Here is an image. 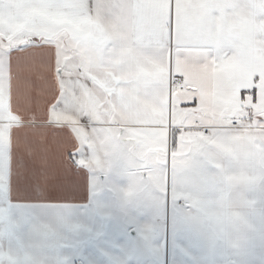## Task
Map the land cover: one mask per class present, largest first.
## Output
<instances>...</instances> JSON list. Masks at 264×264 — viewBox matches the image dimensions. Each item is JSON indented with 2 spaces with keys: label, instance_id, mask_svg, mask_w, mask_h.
<instances>
[{
  "label": "crops",
  "instance_id": "crops-1",
  "mask_svg": "<svg viewBox=\"0 0 264 264\" xmlns=\"http://www.w3.org/2000/svg\"><path fill=\"white\" fill-rule=\"evenodd\" d=\"M177 4L178 33L191 32L195 21L200 31L214 29L235 42L236 55L194 65L145 46V27L167 33L170 0H71L67 6L0 0V53L27 48L12 56L10 69L0 61V172L11 163L13 173L33 166L87 176L93 147H103L114 129L121 130V142L136 145L166 135L173 147L179 134L178 156L207 141L221 173L213 203L220 217L216 258L223 264L264 235V0L251 8L236 6L237 0ZM172 78L182 86L171 89ZM234 123L226 143L201 135ZM88 185L86 178L85 201ZM25 243L38 254L55 241L26 236ZM16 247L0 236V260L36 259Z\"/></svg>",
  "mask_w": 264,
  "mask_h": 264
},
{
  "label": "snow or ice",
  "instance_id": "snow-or-ice-1",
  "mask_svg": "<svg viewBox=\"0 0 264 264\" xmlns=\"http://www.w3.org/2000/svg\"><path fill=\"white\" fill-rule=\"evenodd\" d=\"M53 6H67L71 0H48ZM184 0H181V4ZM254 0H237L236 6L251 8ZM177 0H170L167 33L145 27L141 39L145 46L177 57L190 58L194 65L211 60L223 63L236 55L235 42L222 35L200 31L195 21L193 30L177 32ZM89 11L92 6L88 5ZM264 15V14H262ZM43 24V22H41ZM36 36L34 41H39ZM36 47H40L38 43ZM27 48L5 50L0 61L11 67L12 56ZM235 125L201 133L228 142ZM178 136L171 152L178 150ZM215 148L207 141L186 146L182 156H155L137 161L149 174L144 195L134 212L127 217L105 214L98 207V197L91 190V174L63 170L49 174L47 169L26 166L13 173L0 172V236L17 254L33 252V261L17 264H222L217 254L221 247L218 215L213 203L215 178L221 175L216 160L210 157ZM217 155H220L217 153ZM86 178L88 199L83 200ZM23 194V198H21ZM171 235V259L167 237ZM163 233L164 239L161 240ZM26 236L55 241L37 254ZM164 244L163 259L161 244ZM0 264H6L0 260ZM223 264H264V235L253 238L233 250Z\"/></svg>",
  "mask_w": 264,
  "mask_h": 264
},
{
  "label": "rangeland",
  "instance_id": "rangeland-1",
  "mask_svg": "<svg viewBox=\"0 0 264 264\" xmlns=\"http://www.w3.org/2000/svg\"><path fill=\"white\" fill-rule=\"evenodd\" d=\"M41 38L39 42L43 41ZM253 94V93H252ZM254 96V95H253ZM237 127H238V123ZM121 130L114 129L107 133L103 147H93L90 173L91 190L98 207L105 214L113 213L127 217L134 212L143 199L145 179L149 175L137 161L155 156L163 162L165 158L179 157V150L171 152V140L166 135H159L153 143L134 144L120 141ZM126 138V135L122 137ZM220 187L219 182H215ZM164 236L161 234V240ZM168 257L171 259V235L167 237ZM164 244H161L163 259Z\"/></svg>",
  "mask_w": 264,
  "mask_h": 264
},
{
  "label": "built area",
  "instance_id": "built-area-1",
  "mask_svg": "<svg viewBox=\"0 0 264 264\" xmlns=\"http://www.w3.org/2000/svg\"><path fill=\"white\" fill-rule=\"evenodd\" d=\"M170 86H171V89L180 88V87L182 86V82H181L180 80H177V79H175V78H172V79H171ZM248 97H249L250 99H252L254 96H253L252 93H249V94H248ZM233 125H235V127H237V124H236V123H234Z\"/></svg>",
  "mask_w": 264,
  "mask_h": 264
}]
</instances>
